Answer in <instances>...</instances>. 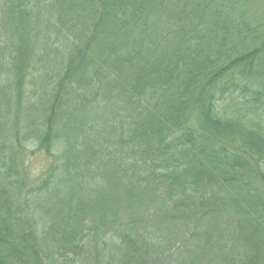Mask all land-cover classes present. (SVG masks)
Masks as SVG:
<instances>
[{
	"label": "trees",
	"instance_id": "1",
	"mask_svg": "<svg viewBox=\"0 0 264 264\" xmlns=\"http://www.w3.org/2000/svg\"><path fill=\"white\" fill-rule=\"evenodd\" d=\"M179 247L264 264V0H0V264Z\"/></svg>",
	"mask_w": 264,
	"mask_h": 264
},
{
	"label": "rangeland",
	"instance_id": "2",
	"mask_svg": "<svg viewBox=\"0 0 264 264\" xmlns=\"http://www.w3.org/2000/svg\"><path fill=\"white\" fill-rule=\"evenodd\" d=\"M30 150H32V149H30ZM44 164H45V159H43L39 155H35L33 157H28L27 168H28L29 172L31 171L30 176L32 179L37 178V175H39L40 172L44 169V167H45ZM51 201H53V199ZM44 204L45 203H42V206H44ZM163 237L164 236H162V238ZM99 248H100V246H99ZM107 251L109 252V254L113 260H117L120 256L118 250H115L113 247L109 246L107 248ZM84 253H86V252H84ZM87 254L91 257L92 260H101L100 256L96 255L95 252L92 250V247H91V249H89L87 251ZM171 255H172L171 257H168L167 259H165V261H166L165 264H183V258H185V256H188V252H187V249H183V248L179 247L177 250V253L174 254L172 252ZM69 256H71V255H69ZM71 257H73V256H71ZM55 262H56V264H64V261L60 256H55ZM160 264H163V263H160Z\"/></svg>",
	"mask_w": 264,
	"mask_h": 264
}]
</instances>
